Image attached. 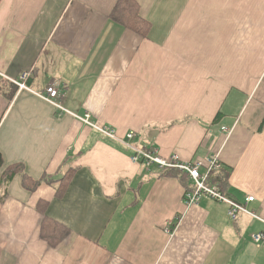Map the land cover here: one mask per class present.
<instances>
[{"label":"crops","instance_id":"1","mask_svg":"<svg viewBox=\"0 0 264 264\" xmlns=\"http://www.w3.org/2000/svg\"><path fill=\"white\" fill-rule=\"evenodd\" d=\"M118 1L0 0L2 169L53 180L31 191L18 171L0 194V264H264L263 221L188 204L179 177L83 120L182 161L221 147L225 193L264 218V0H136L147 35L111 18ZM44 215L69 230L56 245Z\"/></svg>","mask_w":264,"mask_h":264},{"label":"built area","instance_id":"2","mask_svg":"<svg viewBox=\"0 0 264 264\" xmlns=\"http://www.w3.org/2000/svg\"><path fill=\"white\" fill-rule=\"evenodd\" d=\"M27 75L28 72H23L18 78H13L11 80L19 85V87L25 88L26 84L24 80L26 79ZM42 96L55 104L59 110L62 109L60 110L61 112H68V110H66L67 108L59 100L61 92L57 83H52L51 86H48ZM83 120L93 126L98 127L103 133L111 136V138H116L119 142L127 144L126 141L117 136L113 128L99 127L98 125H96V123L91 122L89 120L88 114L83 118ZM222 131L225 132L228 136L231 133L232 129L226 126H222ZM133 135V132H129V134L127 135V139L129 137H132ZM131 147L134 148L133 146ZM134 150L135 153L132 157L134 161L143 159L148 165L156 163L160 168L176 167L182 171L187 172L194 185L193 190L185 192V200L188 204L197 203L204 196H209L217 201L226 202L228 204V215L232 219H236L238 214L240 212H243L264 222V218L259 216L254 210L248 208L245 205V202H241L231 198L217 184L210 185L207 183V178L210 174V171L213 169H219L221 167V147H215L210 151L209 154L197 157L191 161L180 160L179 154L177 153H173L169 157H164L157 151V149L134 148ZM254 198V196L249 195L246 197V201L251 202L254 200ZM252 239L257 243L264 244V232H254L252 234Z\"/></svg>","mask_w":264,"mask_h":264},{"label":"trees","instance_id":"3","mask_svg":"<svg viewBox=\"0 0 264 264\" xmlns=\"http://www.w3.org/2000/svg\"><path fill=\"white\" fill-rule=\"evenodd\" d=\"M111 18L115 20L120 19L121 22L133 26L138 32L144 35H147L151 28V22L140 15L139 5L136 0H119L111 13ZM15 87L17 90V85H15ZM3 162V156L0 152V194L2 195L7 194L8 184L13 178L14 174L18 171H20L21 173V181L23 186L31 191L36 190L37 187L42 183V181H46L49 183L53 181L47 174H43L38 179L31 177L24 171V168L20 163L10 164L2 169ZM75 171V168L70 167L59 178L60 184L56 191L58 195H61L64 192L66 186L72 180ZM162 171L165 174H171L179 177L186 191L193 190V181L191 180L187 172L182 171L176 167H164ZM228 179V172L220 167L219 169H213L210 171V174L207 178V183L210 185L217 184L223 191H226V188L228 186ZM47 203L48 201L40 200L38 203V209L44 212ZM68 233L69 230L65 226L61 225L57 221H54L52 218L46 215L43 216L41 223V235L50 244L56 245L60 243Z\"/></svg>","mask_w":264,"mask_h":264},{"label":"bare ground","instance_id":"4","mask_svg":"<svg viewBox=\"0 0 264 264\" xmlns=\"http://www.w3.org/2000/svg\"><path fill=\"white\" fill-rule=\"evenodd\" d=\"M51 86V85H50ZM50 101V100H49ZM55 105V104H54ZM56 106V105H55ZM56 108H58L57 106H56ZM60 110H62V109H60ZM133 137V136H132ZM132 137H129L128 139H124V138H122L124 141H126V143L128 144V145H130V146H133L134 148H137V146H134L133 144H131V142H129V140H130V138H132Z\"/></svg>","mask_w":264,"mask_h":264},{"label":"rangeland","instance_id":"5","mask_svg":"<svg viewBox=\"0 0 264 264\" xmlns=\"http://www.w3.org/2000/svg\"><path fill=\"white\" fill-rule=\"evenodd\" d=\"M111 128V127H110Z\"/></svg>","mask_w":264,"mask_h":264}]
</instances>
